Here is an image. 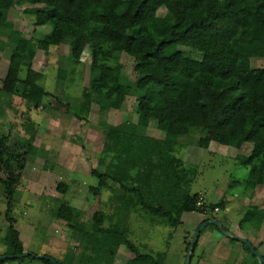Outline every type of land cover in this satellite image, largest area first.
<instances>
[{"label": "trees", "instance_id": "16d2710c", "mask_svg": "<svg viewBox=\"0 0 264 264\" xmlns=\"http://www.w3.org/2000/svg\"><path fill=\"white\" fill-rule=\"evenodd\" d=\"M14 7H21L32 21L33 32H38L37 26L50 24L49 32L40 37L44 45L66 41L69 60L75 61L85 50L89 52L88 83L78 105L80 119H88L93 104L100 113L125 109L128 80L120 61L125 52L132 57L136 73L135 111L139 117L152 119L163 134L140 133L137 122L128 119L109 125L117 133L113 136L110 131L112 138L103 142L97 158L102 169H91L97 184L89 190L94 196L101 189L113 191L110 215L97 209L89 224L80 223L81 210L64 197L69 185L57 183L59 196L51 213L85 239L80 264H100L118 238L135 255L160 263L162 254L155 253L156 257L152 251L143 252L131 241V212L150 214L175 227L182 223L184 212L211 213L216 207L225 208L223 199L206 204L200 193L181 194L185 192L180 172L183 160L176 151L178 142L184 145L179 141L184 135L196 134V145L205 149L216 135L236 149L249 142V153L235 155L248 168L244 188L253 191L264 180V67L251 65L253 56L264 57V0H0V52L8 47L1 37L12 29L9 13ZM161 7L173 24L158 15ZM73 9L82 10L94 26L70 16L67 11ZM29 42L30 38L20 35L8 44L12 49L0 83V118L5 117L14 95L29 100L39 87L41 73L33 68ZM179 46L192 48L200 57H192ZM22 67L25 75L20 78ZM66 75L67 69L59 66L56 76L60 83ZM24 125L31 129L30 120ZM29 134L12 141L8 134L0 135V185L7 198L6 255L25 251L8 211L34 146L33 131ZM263 218L264 208L249 204L238 224L242 227ZM212 220L220 221L210 217L199 222L197 227L209 221L200 235L208 226L218 229ZM241 246L257 260L246 244L241 242ZM33 255L26 257L53 264ZM5 261L0 259V264Z\"/></svg>", "mask_w": 264, "mask_h": 264}, {"label": "rangeland", "instance_id": "374dc122", "mask_svg": "<svg viewBox=\"0 0 264 264\" xmlns=\"http://www.w3.org/2000/svg\"><path fill=\"white\" fill-rule=\"evenodd\" d=\"M67 13L91 27L94 26L80 9L68 10ZM157 13L170 24L174 23L164 7L159 8ZM9 17L12 29L1 37L8 47L5 53L0 52V83L12 49V45L8 44L14 43L20 35L30 38L27 51L33 68L41 73V77L32 98L28 100L14 95L5 117L0 118V135L8 134L10 141L29 137L30 130L34 135V146L28 152L8 213L14 218V226L20 231L26 252L44 254L63 264H80L85 239H80L78 233L51 213L59 196L57 183L63 181L69 185L64 197L81 210L78 218L80 223L89 224L92 213L97 209L110 215L113 191L101 189L100 194L94 196L89 190L90 186L97 184L96 177L91 175V169H102L97 164V158L103 142L112 138L110 131L113 136L117 133L109 125L128 119L137 122L140 133L155 137H162L163 134L157 130L152 119L139 117L135 111L136 73L132 57L125 52L120 55L123 75L128 80L125 109L122 112L110 109L100 113L93 104L88 119H80L78 105L82 88L88 83L89 52L85 50L79 61L69 60V45L66 41L49 46L40 42V37L49 32L50 24L37 26L38 32H33L34 25L22 13L21 7L12 8ZM261 36L264 37V32ZM179 47L192 57H200L190 47ZM251 62L252 67H264V57L253 56ZM59 66L67 69L62 83L56 76ZM24 75L25 68L22 67L19 76L22 78ZM26 120L31 121L29 131L25 129ZM196 140V134L184 135L179 138L184 145H179V142L177 144L176 154L183 160L180 172L184 178L182 190L185 192L181 191V194L200 193L206 204L223 199L225 208L218 207L219 211L223 210L222 214L219 211L184 212L181 215L182 223L175 227L165 225L150 214L131 212L128 218L131 241L143 252L152 251L153 256L158 252L162 254L159 264H183L187 243L191 241L197 225L210 217H219L230 234L247 237L254 245L255 240L264 244V219L260 226L255 219L251 221L254 225L247 222L239 227L238 224L247 205L264 208V180L253 191H246L244 186L248 168L235 159L237 153H249L251 144L248 142L241 149H236L227 144L226 138L216 135L212 137L211 146L205 149L198 147ZM1 188L0 185V190ZM107 224L108 220L105 221V225ZM124 227L127 228L126 225ZM203 238H209L210 242L218 240L225 247L211 255L207 247L210 251L212 245L208 242L207 247H204ZM258 251L263 253L264 258V250L258 246ZM5 264L46 263L25 256L8 260ZM100 264L154 263L149 258L135 255L126 249L122 238H118L106 251ZM190 264L259 263L242 248L240 241L208 226L200 235Z\"/></svg>", "mask_w": 264, "mask_h": 264}, {"label": "water", "instance_id": "95a60500", "mask_svg": "<svg viewBox=\"0 0 264 264\" xmlns=\"http://www.w3.org/2000/svg\"><path fill=\"white\" fill-rule=\"evenodd\" d=\"M208 222L209 221H204L196 228V230H195V232L193 234V237H192V239L190 241V244H189V246L187 248V251H186V254H185V260H184L183 264H190L191 256H192V253H193V246L198 241V238H199L201 230L208 224ZM211 223L214 224L215 226H217V228L225 236H231V237L237 239L238 241L246 244L250 248L251 252L257 258L258 263L259 264H264V258L262 256V254L258 250L255 249L254 245L247 238L238 237V236H234V235L230 234L227 230H225L224 226L218 220H212ZM28 255L34 256L31 252H26L25 251V252H22V253H19V254H15V255H0V259H6V258H12V257L21 258V257H25V256H28ZM35 257H37L38 259H47V260L51 261L53 264H58L55 259H53L50 256L44 255V254L35 255Z\"/></svg>", "mask_w": 264, "mask_h": 264}, {"label": "crops", "instance_id": "0c3cea01", "mask_svg": "<svg viewBox=\"0 0 264 264\" xmlns=\"http://www.w3.org/2000/svg\"><path fill=\"white\" fill-rule=\"evenodd\" d=\"M212 142V141H211ZM211 142H210V145L209 147L211 146ZM183 162V161H182ZM2 190H0V255H6V245H5V242H4V238H5V231H6V227H7V222L5 220V211L7 210V198H6V194L5 192L3 191V188H1ZM222 211H220V214H222ZM264 219V218H263ZM262 219V220H263ZM256 221H259V226L262 224V220H258V219H255ZM250 224H253L250 222ZM254 225V224H253ZM226 228V227H224ZM18 230V229H17ZM19 231V230H18ZM19 236H20V239H21V234H20V231H19ZM204 237V236H203ZM199 238H200V235H199ZM198 238V240H199ZM247 238V237H245ZM249 240V239H248ZM22 241V239H21ZM211 243L210 245H212L211 247V250L209 251L208 247H207V244ZM205 243V244H204ZM252 243V242H251ZM261 242L260 241H257L255 240V245L258 247H260L262 250H264V244L262 243V245L260 244ZM202 244L204 245V247H207V250L208 252L211 253V255H214V254H217L218 250H222V248H224L225 246L220 242V241H213V242H210V239L209 238H203L202 240ZM253 244V243H252ZM254 245V244H253ZM25 249V248H24ZM27 250V249H26ZM25 250V251H26ZM260 252V251H259ZM261 253V252H260ZM262 256H263V253H261ZM14 257L12 258H6L4 260L8 261V260H13ZM17 259V258H16ZM5 261V262H6ZM5 262L3 264H5Z\"/></svg>", "mask_w": 264, "mask_h": 264}, {"label": "built area", "instance_id": "2783aa9c", "mask_svg": "<svg viewBox=\"0 0 264 264\" xmlns=\"http://www.w3.org/2000/svg\"><path fill=\"white\" fill-rule=\"evenodd\" d=\"M198 204H201V202H198ZM214 211H216V213H218V208L216 207L215 209H214ZM220 212V211H219Z\"/></svg>", "mask_w": 264, "mask_h": 264}]
</instances>
